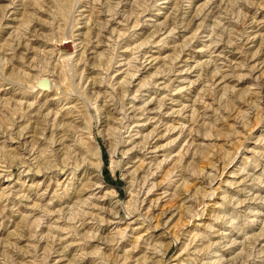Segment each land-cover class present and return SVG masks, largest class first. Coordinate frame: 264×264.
<instances>
[{"label": "rangeland", "instance_id": "1", "mask_svg": "<svg viewBox=\"0 0 264 264\" xmlns=\"http://www.w3.org/2000/svg\"><path fill=\"white\" fill-rule=\"evenodd\" d=\"M0 264H264V0H0Z\"/></svg>", "mask_w": 264, "mask_h": 264}, {"label": "bare ground", "instance_id": "2", "mask_svg": "<svg viewBox=\"0 0 264 264\" xmlns=\"http://www.w3.org/2000/svg\"><path fill=\"white\" fill-rule=\"evenodd\" d=\"M103 78V77H102ZM149 138V137H148ZM138 146V145H137ZM94 154H96L97 156H98V151L97 152H95ZM98 160V159H97ZM94 173H95V178H96V181H97V183H96V185H101V171H100V168L99 167H97V168H95V171H94ZM146 182V181H145ZM83 214V213H82ZM234 245V244H233ZM235 259V258H234ZM231 260V259H230Z\"/></svg>", "mask_w": 264, "mask_h": 264}]
</instances>
